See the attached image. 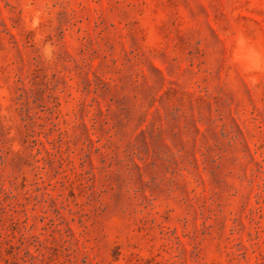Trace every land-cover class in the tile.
Instances as JSON below:
<instances>
[{
    "label": "rangeland",
    "instance_id": "rangeland-1",
    "mask_svg": "<svg viewBox=\"0 0 264 264\" xmlns=\"http://www.w3.org/2000/svg\"><path fill=\"white\" fill-rule=\"evenodd\" d=\"M0 264H264V0H0Z\"/></svg>",
    "mask_w": 264,
    "mask_h": 264
}]
</instances>
